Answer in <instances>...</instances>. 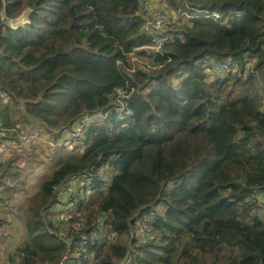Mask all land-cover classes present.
Listing matches in <instances>:
<instances>
[{
  "label": "trees",
  "instance_id": "obj_1",
  "mask_svg": "<svg viewBox=\"0 0 264 264\" xmlns=\"http://www.w3.org/2000/svg\"><path fill=\"white\" fill-rule=\"evenodd\" d=\"M146 1L0 0V114L18 130L0 137V264H264V0H164L187 15L156 32L170 36L161 54ZM3 10H29L28 24L8 26ZM207 58L242 70L209 83ZM93 115L78 156L69 136ZM31 143L34 162L15 167ZM74 178L84 205L66 219L59 192Z\"/></svg>",
  "mask_w": 264,
  "mask_h": 264
},
{
  "label": "built area",
  "instance_id": "obj_2",
  "mask_svg": "<svg viewBox=\"0 0 264 264\" xmlns=\"http://www.w3.org/2000/svg\"><path fill=\"white\" fill-rule=\"evenodd\" d=\"M184 13H182L181 15H177L176 13H172L169 14L166 11H164L163 9H156L152 15V17H150L144 26V33L147 36L153 37L154 38V42L156 44V46L154 47V52L161 54L162 50L161 47L163 45V43L168 40L167 37L165 38H159L155 35V32L157 31H163L165 30L168 26L175 24L181 16H183ZM136 58H133V62L136 61ZM139 61V60H137ZM251 61H258V57L254 56V58H246V62L247 64H249ZM140 62V61H139ZM121 64V62H119V65ZM144 65L146 67H149L148 64L144 63ZM135 64L133 63L132 68L133 69H128L130 71H135ZM129 84V82H128ZM134 91V88L130 87L128 85L127 89H122L120 88L118 90L117 93V97H116V102L118 104V106L115 108L119 111H122L125 109V98L129 97L131 95V93ZM96 117V115L94 116H87L84 119H82L78 125L76 126L74 132L69 136V139H78L79 140L81 138L84 137L85 135V128H86V124L89 123L91 120H93ZM7 132H18L17 129H10L4 126V122L2 119V116L0 114V137L4 134H6ZM32 137H29V139H31ZM27 139V138H25ZM59 145H63V143H60ZM0 162H1V150H0ZM76 178L72 179L75 180ZM65 186V185H64ZM62 186V187H64ZM61 187V188H62ZM68 199L67 203L65 204V207L62 208L60 210V215L63 218L66 219H72L74 212H76L77 208H78V203H79V198L77 195V192H74L72 188L67 190V195H66ZM154 220V214L150 213L148 214L146 217L143 218L142 220V224L139 227V229L137 230V236H145L147 234V225L150 224L151 222H153ZM105 224V221L103 220V218L100 220L99 224L96 226V229H100L101 227H103ZM70 228L72 229L73 232H79L80 236L78 238V241L81 243H84L87 239L86 234H84V222L81 220H72L70 222ZM95 231L92 232V235L95 234ZM77 240L75 238L70 239L69 241V248H68V252L66 253V255L64 256V261L68 262L70 260V258L73 256V247L75 245H77L78 242H76ZM132 262V255L130 254L126 260H125V264H131Z\"/></svg>",
  "mask_w": 264,
  "mask_h": 264
},
{
  "label": "rangeland",
  "instance_id": "obj_3",
  "mask_svg": "<svg viewBox=\"0 0 264 264\" xmlns=\"http://www.w3.org/2000/svg\"><path fill=\"white\" fill-rule=\"evenodd\" d=\"M148 2H152L154 5L155 4L166 5L165 2H164V0H150ZM2 16L5 17V12L4 11L2 12ZM220 16L221 15H218V17H220ZM257 62L258 61H251L249 64H246V67H250V68L254 69L257 66ZM209 81L210 82L213 81L212 77H210ZM157 103H160L159 99H157ZM33 146H34V144L31 143V144L27 145L26 147L18 148V152L15 153L14 155H20V158L17 160V162L15 164V167H17V168H27L28 167V162L30 164H32L34 162V155L33 154L25 153V151H27V150L30 151L33 148ZM66 149L67 150H73L74 153L79 156V155L82 154V151H84V149H85V141L82 138V139L76 141L75 144H73L72 142H68ZM13 150H15V149H12L11 151H13ZM36 152L41 155V157L43 158V160H44L45 163L46 162H51V158L49 157L50 150H48L46 148H41L39 150H36ZM26 160H29V161H26ZM50 169H52V162H51V168ZM107 177H108L107 178V183L109 184L110 183V179H109V175L108 174H107ZM30 181L34 185H37L38 184V180L36 178H34V177H30ZM83 185L84 184L81 182V186L79 188H81ZM176 186H177V182H171L169 184V186H168V192L172 191ZM79 188H78V190H79ZM86 188H87V192L88 193L91 192L90 191V184H87L86 185ZM78 190H77V192H78ZM59 196L62 197V194L60 192H59ZM262 197H263V195L260 196V198H262ZM79 198H80V203L84 205V201H83L84 196H80ZM61 204L62 205H65L64 204V201ZM159 210L160 211H163V207L160 206L159 207ZM8 215H9V217L11 219L16 220L18 222V224H20V220L18 218L12 216L11 214H8ZM10 229H12V228L10 227ZM0 246H1V243H0Z\"/></svg>",
  "mask_w": 264,
  "mask_h": 264
},
{
  "label": "crops",
  "instance_id": "obj_4",
  "mask_svg": "<svg viewBox=\"0 0 264 264\" xmlns=\"http://www.w3.org/2000/svg\"><path fill=\"white\" fill-rule=\"evenodd\" d=\"M148 1H150V0H147L145 2L144 9L142 10L143 14L145 15V17L147 19L152 17V15L156 9H166L165 5H161V4H155L154 5L152 2H148ZM3 11L5 12V17L2 16V18L4 20H6V24L8 26L21 27V26L28 24V22H29V19H28L29 11H26L21 16L15 18V19H11V20L7 18L6 11L5 10H3ZM80 186H81V183L79 182V180L75 179V180L69 181L68 183L65 184L64 187L60 188V193L62 194V197H60V204L57 206V210H56L57 212H60V210L65 207V205H62L61 203L64 201V204H66L68 199H69V198L65 197L67 195V190L72 188L74 192H77V190ZM79 190H80L81 194L84 193L83 187L79 188ZM79 190H78V192H79Z\"/></svg>",
  "mask_w": 264,
  "mask_h": 264
},
{
  "label": "clouds",
  "instance_id": "obj_5",
  "mask_svg": "<svg viewBox=\"0 0 264 264\" xmlns=\"http://www.w3.org/2000/svg\"><path fill=\"white\" fill-rule=\"evenodd\" d=\"M165 8L166 9H163L164 11H166L167 13H169V14H172V13H175V12H169V10H168V8L166 7V5H165ZM29 11V10H28ZM198 12H199V10H197ZM184 13V15L183 16H186L187 15V13L186 12H183ZM176 14H178V13H176ZM182 14V13H181ZM181 14H178V15H181ZM215 16H217L218 17V15L219 14H214ZM182 17V16H181ZM181 17H180V19H181ZM149 19V18H148ZM147 18H146V21L148 20ZM179 19V20H180ZM178 20V21H179ZM177 21V22H178ZM172 25H174V24H172ZM172 25H170V26H172ZM170 26H168V27H170ZM167 27V28H168ZM164 31V30H163ZM157 32H160V31H157ZM145 34V33H144ZM146 35V34H145ZM155 35L157 36V37H159V38H165V37H167L168 38V40L170 39V36L169 35H165V36H159V35H157L156 34V32H155ZM147 36V35H146ZM150 37V36H149ZM153 38V37H152ZM153 40H154V38H153ZM168 40H166L165 42H167ZM164 42V43H165ZM163 43V44H164ZM254 56H256V55H254ZM254 56H252V57H247V58H254ZM258 57V56H257ZM137 59V58H136ZM258 61H259V58H258ZM141 62V61H140ZM141 63H143L144 64V62H141ZM211 64H212V62H211V60L209 59V58H207L205 61H204V67H206L207 68V70H208V73H209V77H208V82L209 83H211V82H213V81H215L216 79H218L219 77H221L222 75H224V76H228V75H230V74H234V73H240L241 72V70H242V67H241V64L239 63V62H237L236 60H233V59H228V60H226V61H224V62H222L221 64H219V65H216V66H214L215 67V69H214V71H212L209 67L211 66ZM246 64H247V62H246ZM246 64H245V68H250V67H246ZM257 64H258V62H257ZM256 68V67H255ZM254 68V69H255ZM252 69V68H251ZM253 69V70H254ZM212 73V74H211ZM210 77H212V79H213V81H209V79H210ZM217 77V78H216ZM216 78V79H215ZM215 79V80H214ZM117 103V102H116ZM118 106V105H117ZM117 106H115L113 109L114 110H117V109H115ZM125 109H126V107H125ZM124 109V110H125ZM124 110H122V111H124ZM119 111V110H118ZM94 116V115H93ZM78 125V124H77ZM88 125V123L86 124V126ZM85 132H86V128H85ZM82 139V138H81ZM83 139H84V137H83ZM179 182V181H178ZM170 184V183H169ZM169 186V185H168ZM174 190V189H173ZM172 190V191H173ZM172 191H170V192H168V188H167V193H171ZM59 214H60V212H58ZM132 255V254H131Z\"/></svg>",
  "mask_w": 264,
  "mask_h": 264
}]
</instances>
